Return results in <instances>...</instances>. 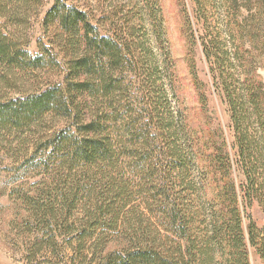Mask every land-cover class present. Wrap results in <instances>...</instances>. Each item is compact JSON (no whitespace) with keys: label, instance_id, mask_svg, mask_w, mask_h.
Masks as SVG:
<instances>
[{"label":"trees","instance_id":"trees-1","mask_svg":"<svg viewBox=\"0 0 264 264\" xmlns=\"http://www.w3.org/2000/svg\"><path fill=\"white\" fill-rule=\"evenodd\" d=\"M202 1L209 21L211 8L222 22L202 51L234 150L231 158L211 146L207 170L158 8L0 0V154L20 181L9 191L20 211L11 224L26 234V264H249L247 243L264 264V227L243 221L252 200L264 212V87L251 49L238 45L264 24V0ZM36 23L42 36L30 53ZM231 168L244 176L242 194L229 176L211 181L208 198L207 175Z\"/></svg>","mask_w":264,"mask_h":264},{"label":"rangeland","instance_id":"rangeland-1","mask_svg":"<svg viewBox=\"0 0 264 264\" xmlns=\"http://www.w3.org/2000/svg\"><path fill=\"white\" fill-rule=\"evenodd\" d=\"M47 1L44 9L51 4V0ZM135 1L137 0H105V5L111 3L112 6H118L121 13H124L130 9ZM147 2L154 10L158 8L160 11L165 38L173 61L179 99L184 109L186 121L197 139V163L200 169L207 170L211 163L209 154L212 152L213 146L218 150L221 149L223 153L229 154L231 158L234 156L232 149L233 130L228 107L220 93V88L215 84L210 71V64L205 60L202 51V42L213 31L211 28L221 27L220 16H218V12H212L213 9L210 8L208 11L214 16H210L212 20L209 21L208 15L202 12V8L197 7L199 5H197L196 0H147ZM201 3L209 4V1L203 0ZM101 11L102 7H99L95 14L100 15ZM246 15L245 11L242 15L243 24H245ZM31 26L33 29L28 30V35H30L28 50L30 53H36L35 40L42 36V31L37 23ZM251 31H256L253 35V37L255 36L254 41L250 42L249 37L251 35L248 36L244 31V37L238 42V45L243 46L244 49H251V53L255 57L250 60L246 57L245 52L244 57L253 61L254 75L256 74L264 87V24L252 23ZM10 160L5 155L0 154V264H26L22 240L26 234L24 230L11 224L20 211H18V204L14 198L9 196V191L12 186L19 184L20 181L9 180V171L3 169L4 164L9 163ZM216 174V179L212 173L207 175L206 195L208 198H213L216 194L211 181L227 180L229 176L234 179L236 192L242 194V185L245 184V180L239 170L231 168L230 175H224L223 178L219 173ZM30 181L23 180L22 182ZM246 208L243 221L247 222V215L261 230L264 227L262 206L256 200H252ZM247 252L249 264H263V259L256 247L247 243ZM57 264H69V262L59 260Z\"/></svg>","mask_w":264,"mask_h":264}]
</instances>
